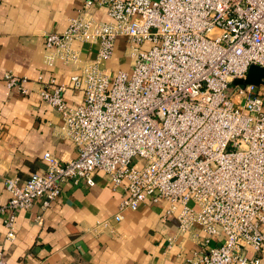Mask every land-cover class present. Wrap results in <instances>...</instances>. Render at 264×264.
I'll return each mask as SVG.
<instances>
[{
  "label": "built area",
  "instance_id": "2783aa9c",
  "mask_svg": "<svg viewBox=\"0 0 264 264\" xmlns=\"http://www.w3.org/2000/svg\"><path fill=\"white\" fill-rule=\"evenodd\" d=\"M97 6L111 22L95 19ZM120 37L133 63L112 73L102 62ZM75 41L99 42L96 58L70 78L84 102L70 105L54 78L40 94L60 113V134L76 143L78 157L47 152L46 168L25 183L7 178L11 196L0 205L7 239L16 236L19 210L36 201L47 209L62 182L93 186L101 170L125 191L116 220L151 197L163 202L164 216L176 215L181 232L199 225L206 244L222 239L183 264H261L264 91L230 84L247 80L252 66L264 68V0H85L65 31L46 34V64L80 63ZM4 80L27 93L28 78L7 72ZM0 264H7L2 249Z\"/></svg>",
  "mask_w": 264,
  "mask_h": 264
},
{
  "label": "crops",
  "instance_id": "0c3cea01",
  "mask_svg": "<svg viewBox=\"0 0 264 264\" xmlns=\"http://www.w3.org/2000/svg\"><path fill=\"white\" fill-rule=\"evenodd\" d=\"M84 1L0 0V205L11 196L7 178L25 183L32 173L46 168L45 153L62 161L78 157L76 143L60 134V113L40 91L54 78L65 84L70 105L84 102L83 90L70 78L96 58L99 42H73L80 63L58 60L49 67L45 62L46 34L65 31ZM94 10L95 19L112 21L104 6ZM129 46L125 37L118 38L113 57L104 60L102 67L112 73L130 70ZM7 72L28 78L26 94L7 85ZM40 75L43 81H38ZM61 189L49 208L36 201L30 209L18 211L13 240L7 239V228L0 221V249L7 264H183L195 251L222 241L214 237L206 244L208 236L199 225L181 232L176 215L164 216L163 202L151 197L116 220L125 191L113 188L110 176L101 170L93 186L69 180L62 182ZM104 221L109 227L98 225Z\"/></svg>",
  "mask_w": 264,
  "mask_h": 264
},
{
  "label": "water",
  "instance_id": "95a60500",
  "mask_svg": "<svg viewBox=\"0 0 264 264\" xmlns=\"http://www.w3.org/2000/svg\"><path fill=\"white\" fill-rule=\"evenodd\" d=\"M259 76V77H258ZM264 68L259 66H252L249 70V74H248V78L247 80L250 83H254V84H264Z\"/></svg>",
  "mask_w": 264,
  "mask_h": 264
},
{
  "label": "rangeland",
  "instance_id": "374dc122",
  "mask_svg": "<svg viewBox=\"0 0 264 264\" xmlns=\"http://www.w3.org/2000/svg\"><path fill=\"white\" fill-rule=\"evenodd\" d=\"M124 55H125V54H124ZM127 56H130V51H129V53H128ZM125 59H126V58H125ZM123 60H124V59H123ZM259 68H260V67H259ZM258 77H259V76H258ZM262 80H264V79H262ZM247 83H250V82H249L248 80H246V79H235V80H233V83L230 84V86H231V87H233V86H242V87H244V86L247 85ZM258 88L264 91V84H263V83L258 84Z\"/></svg>",
  "mask_w": 264,
  "mask_h": 264
}]
</instances>
